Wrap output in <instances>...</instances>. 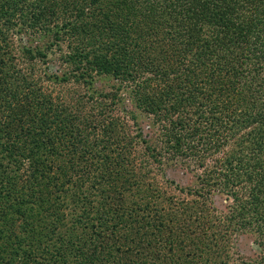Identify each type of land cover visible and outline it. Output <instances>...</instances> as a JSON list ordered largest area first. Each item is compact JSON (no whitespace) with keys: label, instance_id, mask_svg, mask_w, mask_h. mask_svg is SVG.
<instances>
[{"label":"rangeland","instance_id":"obj_1","mask_svg":"<svg viewBox=\"0 0 264 264\" xmlns=\"http://www.w3.org/2000/svg\"><path fill=\"white\" fill-rule=\"evenodd\" d=\"M27 1L28 5L34 4V12H29L32 9L30 5L31 7L24 6L23 11L21 9L10 11L12 15L9 16L4 14L5 10L0 8V56L3 57L4 69L9 74L12 72L11 67L19 69L30 65L23 57V47H29L32 51L34 50L33 52L39 50L46 54L45 57L37 56L36 60L32 62V66L35 69L34 79L39 81L40 92L50 96L52 101L74 105L77 108L76 104L88 102L89 95H93L94 103L95 100L99 103L104 101L99 98V93H110L117 89L115 105L112 106L109 116H106L117 124L116 134L120 138L123 136L134 137L137 132L141 133L146 144L136 139L131 148V158L137 162L136 158L145 153L146 146L151 145L155 138H158L159 127L154 126L151 117L136 108L133 98L127 94L126 88L132 87L133 83H120L111 76L96 74L89 86L82 80L76 82L75 76H78V71H75V65L62 58V55L68 50V41H60L58 45L48 49V40L43 35L47 33V30L54 31L58 25L75 22L86 30V34H83L86 38L84 40L91 41L96 48L97 40H102L103 44H107L112 42L113 37L121 39L118 33L122 25H125L124 17L132 15L133 24L129 26V30L132 32V36L139 37L137 40L143 47L139 54L147 57L145 60L147 62L142 63H140L142 59L139 58L140 71L138 70L139 65L130 62L132 69L140 74L137 77L138 82L142 80L150 82V88L156 90L155 93H162L161 90L164 87L161 84H168L175 91L178 85L191 90L194 86L188 85L185 78L178 77L181 70H184L185 65L181 66V64L185 60V56L180 64L175 65L173 61L176 54L171 60L168 59V55H165V59L160 55L165 49L170 48L169 35L165 32L166 28L170 29L171 24V29L179 28L177 22H187L189 14L186 11L191 10L190 4L184 7L179 4V7L172 6L173 0H125V2H130L129 6H132L128 11L120 4L123 3V0H98L95 3L91 0ZM225 1L227 0H207V15H210L212 11L210 9L213 6H216L215 9L222 8ZM241 1L232 0V2L240 3ZM262 1L253 0L248 8H244L238 13L235 12V17H239L248 24L247 28H242L240 34L239 31L236 34L233 29L225 28V26H223L222 32L218 31L216 24L213 29L206 32L209 44L202 48L212 54L204 60L200 54L199 56L198 53L195 55L199 63L193 71L199 75L195 78L197 83L194 82V85L198 87L200 93L197 94V98L192 96L191 99L194 102L198 100L202 103L203 114L209 120L200 127L201 134L199 135L192 137L188 130L183 129L179 132L181 133L179 135L180 144L186 146V148L183 147L187 152L185 157L183 154L179 158L165 153L160 164H150L149 168H141L136 165L135 174L138 175H135L133 180L139 184L140 189L133 188L128 192L118 182L105 193V196L100 197L93 194L88 195L87 191L91 192V188L89 183H86L88 184L85 186L86 188L84 187V191L88 195L86 197L81 190L76 189L77 187H72V184L65 182L62 185L60 182L69 176L73 180L75 178L73 177L74 173L71 174L70 171L67 175H62L67 160L68 166H70L71 154L62 151L58 158L49 152L41 153L47 149L40 148L41 150L38 151L43 155L42 159L45 158L46 162L52 165L51 178L48 179L51 183H47L49 188L47 187L46 191L40 187V193H32L28 189L30 181L33 183L40 181L41 177L37 178L36 176H40L41 173H36L34 178H29L30 173L27 171L34 170L37 165H43L33 163L35 155L23 156L27 149V142L20 145L19 150L15 152L14 150L2 151L0 148L1 169L7 168L4 170L7 172L6 176L13 179L8 183L4 182L1 188L5 193H10L12 197V200L9 199L10 202L16 201L22 205L24 213L13 215L6 228L0 224L2 226L0 230H3L0 233L2 234L0 249L10 252L14 246L19 245L20 249L16 259L18 264H129V260L133 261V264H153L155 260L162 264H186L187 261L180 260V256H182V252H178L182 250L180 245L167 241L170 239L166 234H169L173 227L174 230H182L181 234L188 233V237L181 239L186 240L187 243L194 240L195 244L200 245L201 256L195 262L201 259V261H205L202 264H264V194L259 195L258 203L253 202L248 194L249 185L243 179L245 176L235 167L238 163L233 164V172L227 167L221 166L224 158L231 154L234 155V158H242L243 162L249 159L248 162L251 163L252 157L256 158V153L245 147L252 148V145L247 142L246 146L239 145L238 147L234 140L229 139L220 147L217 154L206 157L201 156L203 151L197 153L193 149L207 143L212 145L216 138L223 139L222 134L217 133L216 137L214 130L209 129L211 120L216 116L222 117L236 108L239 110L243 107L260 109V105L264 101V83L261 82L264 79V70L256 71L257 74L253 72L257 76L255 80L246 79L244 74L235 79L233 78L234 71L231 74L224 72L226 67L219 74L214 72L212 75L216 78L212 80L209 77L211 75L209 70H213L215 67L209 68L206 73L209 75H205L202 69L206 65L201 66L202 62L203 64L204 62L209 63L225 55L229 59H235L236 63L243 64L247 70L253 69L248 60L251 61V64L257 62L261 66V70L264 69V63H262L264 56V5H259ZM2 2L4 9H7L6 0ZM192 4L195 6L196 2ZM45 5L48 7L46 8ZM242 5L244 4L242 3ZM208 7L211 8L208 9ZM240 9L241 6H238L237 11ZM51 10L49 15L48 12ZM173 11L175 14L171 15ZM42 12H44V17ZM8 24L10 25L8 26ZM135 26L142 28L141 36L134 31ZM113 31L118 32L116 36H111ZM146 48L149 53L144 52ZM216 49L221 51L218 56ZM10 54L15 59L11 66L9 63ZM144 64L151 68L155 67L154 69L158 70L157 75L167 72L168 82L166 80L157 81L158 77L153 72L143 71ZM191 71L192 69L189 71L190 76H192ZM45 75L51 77L65 75L69 77V80L59 83L47 80ZM150 78L153 81H150ZM174 99L176 98L172 100L174 101ZM107 100L108 98L105 100V104H110L112 99ZM177 100L180 101L179 98ZM83 111L98 115V108L94 104L87 103ZM226 119L229 118L225 117L224 121ZM238 119H241L239 111L231 121L232 124L226 128L235 129ZM17 123L10 121L8 126H4L3 129H17L18 131ZM193 125L192 122H189L186 127L190 129L193 128ZM254 126L255 124L245 131H249ZM226 132L223 131V134ZM242 132L244 130L235 136L236 140L242 138ZM24 140L28 139L24 138ZM156 145L157 149L162 147L161 144ZM260 158L263 160L264 156ZM254 160L260 159L257 157ZM75 161L78 164L81 162V160L73 159L72 163ZM59 166L62 170L59 169ZM55 168L57 174L53 175ZM239 172L240 174H238ZM143 174L145 175L142 176ZM206 175L210 178L207 184L202 181ZM23 182L27 186L20 189ZM54 188H57L56 194L60 196V199L54 198ZM190 189L192 192L198 190L199 195L189 193ZM255 189L256 194L264 189V185L256 186ZM85 197L89 207L85 218L90 220V223L103 224V227H99L100 229L94 234L87 222L69 230L75 220L73 209L76 210V217H79L80 211H82L81 206H83L81 202ZM47 199L49 203H47ZM52 199L56 201L54 202ZM50 203L51 205L48 207L47 205ZM245 203H247L246 206ZM41 204H44L46 208L44 206L43 208ZM62 204L65 207L62 208ZM141 208L152 209V215L148 214L151 211L145 214V211L138 210ZM184 208H187L186 213H175ZM155 209L160 210L165 214V217L159 214L163 219L158 217L153 211ZM54 211H59V213L55 214ZM99 212H101L100 215ZM139 213L145 214L140 217L139 222H129L132 218H137ZM114 215L116 217L112 220ZM31 216L33 219L36 217L37 220H31ZM142 217H144L143 220H141ZM161 220H163V225L159 224ZM137 229L140 233L144 231V236L140 237L141 242L136 246L138 251L130 252L131 239L137 240L135 236H132V231ZM162 241L164 243H161ZM186 252L187 250L184 249V254ZM177 254L180 255L177 256ZM195 262L192 264H196Z\"/></svg>","mask_w":264,"mask_h":264},{"label":"trees","instance_id":"obj_2","mask_svg":"<svg viewBox=\"0 0 264 264\" xmlns=\"http://www.w3.org/2000/svg\"><path fill=\"white\" fill-rule=\"evenodd\" d=\"M2 1L5 0H0V8L1 10L6 11L4 14H8L9 16L12 15L10 11L16 9H21V11H23L24 6H32V9L29 10V12H34V4L28 5L27 0H6L7 9H4V3ZM91 1L93 3L98 2V0ZM252 1L253 0H242L240 3L227 0L222 8L217 7L215 9L216 6H213V8L210 9L211 7H208V9L212 10L210 15H207L206 12L207 0L202 2L199 0L172 1V6H179V4H181L180 6L184 7L185 5L190 4L191 10L189 12L186 11L189 14V16H187V22H177L179 24V28L171 29L172 24L170 25V29L166 28L165 32L169 35L168 44L170 48L165 49V51H163L160 55L163 56L164 59L165 55H168V59L171 60L174 54H176V58L173 61V64L175 65L180 64L182 58L185 56V60L181 64V66L185 65L184 70H181L178 77L182 79L185 78L184 80L188 82V85L194 86L191 90L178 85V87H176L178 91H175L168 84H161V86L164 87L161 90L162 93H155L156 90L150 88V82L144 80L138 82L137 77H139L140 74L132 69L130 62L139 65L138 70L140 71V63L144 62L147 57L143 56L141 53L139 54L141 49H143L141 43L137 40L139 37L132 36V32L129 30V26L133 24L131 21L133 20L132 15L124 17L125 25H122L119 33L113 31L111 34V36H116L118 33V36L121 37V39L113 37L112 42L107 44H103L102 40H97L96 48H94L91 41L84 40L86 38H84L83 34H86V30L75 22L58 25L54 31L47 30V33L43 35V37L48 40V49H51L54 45H58L60 41H68V50L62 55V58H65V61H69L75 65V71H78V76H75L76 82L82 80L84 84L89 86L92 84L94 74H96L98 76H111L114 80H117L120 83H133L132 87L128 86L126 88L127 94L133 98L136 108L142 110L147 116L151 117L154 126L159 127V135H157L158 138H155V141L152 142L151 145L146 146L145 153L140 155L139 158H136L137 162L131 158V148L136 139H139L140 142L146 144V141L142 138L141 133L137 132L134 137L123 136L120 138L116 134L117 124L113 123V120H111L110 117L109 119L107 118L112 106L115 105L117 89L114 91L112 90L113 92L110 93H99V98L104 99V101L99 103L96 102V100L94 103L93 95H89V98L87 99L88 102L76 104L77 108L74 105H67L63 102L58 103L52 101L50 96L42 94L40 92L39 81L34 79L35 69L32 66V62L36 60L37 56L45 57V52H40L39 50L33 52L34 50L32 51L29 47H23V57L26 59V63H29L30 65L26 64L27 66L19 69L11 67L12 72L9 74L4 69V63L2 64L3 57L0 56V148L2 151L14 150L15 152L19 150L20 145L27 142V149L23 153V156L28 157L29 155H35L33 157L34 162H32L34 164L40 163L43 165H37L34 170L27 171V173H30L29 178H34V174L41 173L39 174L40 176H36L37 178L41 177V180L34 183L30 181L28 189L32 193H40V187L46 191L47 187L49 188L47 183H51L48 179L51 178L50 174L53 170L52 165L49 162H46L45 158L42 159L43 155H41L38 151L41 150L40 148L47 149V151L41 153L49 152L53 156L56 155L58 158L61 156L62 151H66L67 154H71L69 162L70 166H68L67 160V163L64 164L63 162L65 169L62 170L61 166H59V169L62 170V175H67L69 171L71 174L74 173L73 177L75 178L73 180L69 176L67 179L63 181L61 180L60 182L62 185H64L65 182L72 184V187H77L76 189L78 191L81 190L83 195L86 197L90 194L103 197L105 196V193L111 190V188L118 182L124 186L128 192L132 191L133 188L140 189L139 184L133 180L135 175H138L135 174L136 165H139L141 168H149L150 164H160L162 163L161 158L165 153L173 157H179L183 154L185 157L187 152L183 147L186 148V146H182L180 144L179 135H181V133L179 132L182 129L188 130L190 132V136L194 137L201 134L200 127L203 126L207 120H209L206 115L204 116L203 114L202 103L198 100L194 102L191 99L192 96L197 98V94L200 93L198 87L194 85L197 83L195 82V78L199 75L193 71L194 68H197L199 63L197 61L198 58H195V55L196 53H198V56L200 54L204 60V58L206 59L212 54L202 47L209 44L206 32L213 29L215 24L221 28L219 29L217 27L216 29L218 31L222 32L224 29L223 26H225V28H231V30L233 29V32L236 34L237 31H239L240 34V32H242V28H247L248 24L244 23L241 19H239V17H235L234 15L235 12L238 13L244 8H248ZM193 2H196L195 6L192 4ZM129 3V1L125 2V0H123V3L120 4L124 6L126 10L130 11L132 6H129ZM242 3L244 5H242ZM259 5L263 6L264 0ZM238 6H241V9L237 11ZM45 7L47 8L48 6L45 5ZM51 12L52 10L49 11L48 14L50 15ZM43 14L44 12H42V16ZM174 14L175 13L173 11L171 15ZM50 19L52 18L50 17ZM215 19L216 21L214 22ZM9 25L10 24H8V26ZM141 30V27L139 28L138 26H135L134 31H136V33L140 36L142 35ZM144 52H148L147 48ZM220 53L221 51L219 49L217 51V56ZM135 58L137 59L135 60ZM139 58L142 59L141 62ZM14 61L15 59L10 54V66L14 63ZM248 61L249 65L253 68L251 70H247L243 67V64H238L235 59H229L228 56L226 57L225 55L218 58V60H212L209 63L204 62L203 64L202 62L201 66L206 65L202 69L205 75H209L206 74L209 68L211 69L212 67H215V69L209 70V73L211 74L209 77L212 80H215L216 78L212 75L214 72L219 74L226 67L227 70L225 69L224 72L231 74L234 71L233 78L235 79L240 78V76L244 74L246 75V79L255 80L257 76L254 75L253 72H261L264 69L261 70V66L257 62L255 64H251V61ZM262 63H264V56L262 57ZM149 67L150 66L144 64L142 66L144 69L143 71L153 72V74L158 77L157 81H167V72H162V74L157 75L156 73L158 70H155V67ZM191 69L192 76L189 75V71ZM45 78L59 83L69 80V77L65 75L61 77L56 75H54V77L45 75ZM39 80H41V78H39ZM17 81H19L20 84L17 83ZM150 81H153V79L150 78ZM261 82L264 83V79L261 80ZM184 88H186V91H184ZM177 96L180 101L177 100ZM107 98L108 100L110 98L112 99L110 104H105V100ZM173 98L176 99L173 101ZM87 103L92 105L94 104L98 108V115L93 112L83 111V108L87 106ZM260 106V109L243 107L239 110L236 108L231 111V113L226 114L227 116H216V118L211 120L209 129L212 128L214 130V136H216L217 133L222 134L223 139L216 138L212 145L207 143L203 146H196L193 148L197 153L203 151L201 156L206 157L208 155L213 156L215 153L217 154L220 147L226 142V140L229 139L234 140L238 147L239 145L242 147L246 146L247 142L252 145V148H245L252 149V151L256 153V158L259 157L260 160H254L256 158L252 157L251 163L248 162L249 159L248 161L243 162L242 158H234V155L231 154L230 156H226L224 158L221 162V166L227 167L233 172V164L238 163L235 167H237L241 173H243L242 175L245 176L243 179L248 183L250 189L248 194L251 196V200L255 203H258L259 195L264 194V189L255 194V187L264 185V159L261 160L260 158L261 156H264V101ZM253 107L255 108V106ZM237 111H239L241 119H238V122H236L237 126L235 129H227L226 127L229 124H232L231 121L234 120V116ZM225 117H228L229 119L224 121ZM10 121H13L14 123H17L18 121V131L17 129H3L4 126H8ZM189 122H192L194 125L193 128L187 129L186 126ZM253 124H255V126L252 129L245 131ZM242 130H244V132H242V138L236 140L235 136L240 134ZM223 131H227L226 134H223ZM24 138H27L28 140L25 141ZM156 144H161L162 147L157 149ZM73 159L81 160V162L79 164L77 161L72 163ZM247 162L248 164H246ZM200 166H202L201 163ZM56 168L53 175L57 174ZM5 169L7 168L4 167L1 169L0 162V224H3L6 228V226H8V222H11L13 215L16 213H18V215L24 213L22 212V205L16 201L10 202L9 199L12 200L10 193H5V191L1 188L4 185V182L8 183L10 180H13L10 179V176H6L7 172L4 171ZM204 170L206 171V168H204ZM238 174H240V172ZM144 175L145 174L142 176ZM208 180H210L208 175H206L205 179H202L203 183L206 182L205 184H207ZM86 183H89L91 188V192L89 190L87 191L88 195L86 194V191H84V187L88 185ZM17 184L19 185V183ZM26 186V183L23 182L20 189H23ZM56 189L57 188L53 189L55 190L54 198L60 199V196L56 194ZM188 192L199 195L198 190L192 192L190 189ZM86 197L81 202L83 206H81L82 211H80L79 217H76V210L73 209V212L75 213V220L69 230L87 222L90 224L92 233L94 234L98 229H100L99 227H103V224L99 222L90 223V220L85 218L89 212ZM55 201L56 200H54V202ZM47 203H49L48 199ZM50 205L51 203L47 206L49 207ZM246 205L247 203H245V206ZM41 206L43 207L44 204H41ZM44 207L46 208V206ZM61 207H65L64 204H62ZM138 210L145 211V214L151 211L148 214H150V216L152 215V209L141 208ZM186 210L187 208H184L181 211L177 210L175 213H186ZM153 211L156 215L159 214L165 217V214L161 213L160 210L155 209ZM54 213L58 214L59 211H54ZM100 213L101 212L98 214L100 215ZM137 215V218L139 219L134 217L129 222L137 223L139 222L140 217L144 216L141 215V213ZM159 215L158 217H160ZM114 217H116V215L112 217V220L115 219ZM30 219L37 220L36 217L33 219L32 216ZM143 219L144 217H142L141 220ZM162 221L163 220L159 222L160 225H163ZM149 227H151V225H149ZM1 228L2 226L0 225V229ZM1 231L3 230H0V233ZM170 231L171 232H169V234H166V236H169L168 239H170L167 241L180 245V248H182V250L178 251L182 252L180 260H185L192 264L196 259L200 258V245L195 244L194 240L187 243L186 240L181 239L186 236L188 237L187 232V234H181L183 232L182 230H174L173 227ZM142 235L144 236V231H141V233L138 229L132 231V236H135L137 240L135 241V239H131V246H129L130 252L138 251V247L136 246L141 242L139 239ZM1 236L2 234H0V238ZM164 241L161 243H164ZM19 249V245L14 246L10 252L0 249V264H18L19 262L16 259ZM184 249L187 250L186 253L189 254H184ZM10 255L12 256L9 258L8 256ZM178 255L180 254H177V256ZM6 256L8 257L7 259L5 258ZM199 260L200 261L195 263L202 264L205 262L201 261V259ZM157 262L158 261L155 260L153 264H162ZM187 262L185 263L188 264ZM128 263L133 264V261L129 260Z\"/></svg>","mask_w":264,"mask_h":264}]
</instances>
